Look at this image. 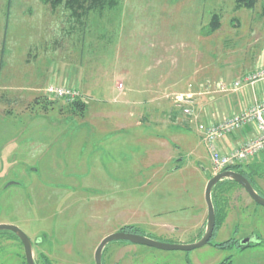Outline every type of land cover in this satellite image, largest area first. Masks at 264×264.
<instances>
[{
  "label": "rangeland",
  "instance_id": "obj_1",
  "mask_svg": "<svg viewBox=\"0 0 264 264\" xmlns=\"http://www.w3.org/2000/svg\"><path fill=\"white\" fill-rule=\"evenodd\" d=\"M90 1L0 0V224L30 238L36 264H94L98 243L124 228L198 240L215 172L196 126L230 93L214 83L264 57V0ZM49 84L78 95H49ZM153 154L171 166L152 173ZM253 161L239 168L264 197V151ZM211 195L222 229L203 246L112 240L102 264H264V207L238 183L219 181ZM0 264H26L8 231Z\"/></svg>",
  "mask_w": 264,
  "mask_h": 264
},
{
  "label": "built area",
  "instance_id": "obj_2",
  "mask_svg": "<svg viewBox=\"0 0 264 264\" xmlns=\"http://www.w3.org/2000/svg\"><path fill=\"white\" fill-rule=\"evenodd\" d=\"M264 79V67H259L253 72L244 74L232 82L218 80L215 88L218 92L227 93L236 91L244 86H252L257 81ZM46 92L59 98L74 99L78 93L67 86L49 84ZM184 112L191 114L188 108ZM252 127V133L246 135L243 142L236 147L223 152L218 147L220 138L244 129ZM198 132L209 153L214 167V174L226 169H232L252 160L264 151V97L249 104L240 112L227 113L224 116L207 117L197 124Z\"/></svg>",
  "mask_w": 264,
  "mask_h": 264
},
{
  "label": "water",
  "instance_id": "obj_3",
  "mask_svg": "<svg viewBox=\"0 0 264 264\" xmlns=\"http://www.w3.org/2000/svg\"><path fill=\"white\" fill-rule=\"evenodd\" d=\"M224 179H231L238 183L256 204L264 207V197L255 190L253 185L243 174L232 169L223 170L213 174L206 182L204 189V198L207 207L206 225L202 236L198 240L189 244L165 243L135 232L116 231L114 233L108 234L98 243L94 251V264H102V250L106 243L112 240L144 244L165 250H191L193 248L203 246L210 240L215 229V209L211 195L212 189L217 182ZM0 231H8L15 234L23 246L26 264H36L33 257L32 242L20 228L12 224H0ZM254 241H256V236L250 235L240 239L239 243H241L243 246H246L249 243H254ZM259 242L260 241L258 240L255 243Z\"/></svg>",
  "mask_w": 264,
  "mask_h": 264
},
{
  "label": "crops",
  "instance_id": "obj_4",
  "mask_svg": "<svg viewBox=\"0 0 264 264\" xmlns=\"http://www.w3.org/2000/svg\"><path fill=\"white\" fill-rule=\"evenodd\" d=\"M263 65H264V57H262V59L258 60L254 67L255 68L258 66L261 67ZM241 73H243V71L237 70L231 76V77H233L231 79L230 74L225 72L226 78L223 80L230 81V80L236 79L238 75L241 76ZM245 73H247V71L244 72L242 75H244ZM206 92H210V91L206 90ZM149 95H151V94H149ZM263 97H264V79L257 81L252 86H244V87L237 89L236 91H230L229 94H222L221 97H218L216 99L217 101H216V105H215V107H218L220 112L217 110L214 116H224L227 113L240 112V111L244 110L247 106H249V104L253 103L256 100L258 101V100L262 99ZM206 100H207V98H206ZM132 103H135L134 105L137 106L136 112L143 113L145 111V106L141 105L140 101H137V102L133 101ZM143 123H145V122L139 121L137 123L135 122L134 124L136 126H141V125H143ZM155 124L159 125L161 123H155ZM97 126L98 125H96V127ZM251 133H252V127L247 126L244 129H241L239 131H236L232 134H229V135H226V136L220 138L218 141V147L221 151L225 152V151L231 149L232 147H236L239 144H241L243 142L245 136L249 135ZM257 158H258V156L253 158V159H257ZM253 159H252V161H253ZM147 161L149 162V165L159 164L157 166H155V165L151 166L152 167L151 168L152 173H156L158 171V169L159 170L161 168L164 169L167 167L168 164H170V166H171V164L173 162V157L166 156V155H160V154H153L150 156V158L147 159ZM175 162L176 163L173 164V166H174V169L172 171L173 173H175L181 169V167L183 165L182 164L183 158H178L175 160ZM253 163H254V161H253ZM241 169L246 170L245 167H241ZM209 178H210L209 176L205 177V182ZM216 229L217 230L222 229V227L220 226L219 228H216Z\"/></svg>",
  "mask_w": 264,
  "mask_h": 264
},
{
  "label": "trees",
  "instance_id": "obj_5",
  "mask_svg": "<svg viewBox=\"0 0 264 264\" xmlns=\"http://www.w3.org/2000/svg\"><path fill=\"white\" fill-rule=\"evenodd\" d=\"M88 1V0H87ZM93 0H91L90 2H92ZM97 1H99V0H97ZM253 2H254V0H250V4L249 5H251L252 6V4H253ZM240 166H238V167H236V168H239ZM233 169H235V168H233ZM241 174H243V175H245L246 174V172L244 171V170H240V169H237ZM245 172V173H244ZM223 181V180H222ZM219 183V182H218ZM214 209H215V207H214ZM215 228H216V209H215ZM120 231H125V232H136L135 230H133L132 228H124L123 230H120ZM260 242H262V241H260ZM225 245H227V241L226 242H223V243H219V244H217L216 246H218V247H224Z\"/></svg>",
  "mask_w": 264,
  "mask_h": 264
},
{
  "label": "flooded vegetation",
  "instance_id": "obj_6",
  "mask_svg": "<svg viewBox=\"0 0 264 264\" xmlns=\"http://www.w3.org/2000/svg\"><path fill=\"white\" fill-rule=\"evenodd\" d=\"M248 180H249V182L253 185V187L255 188V190L257 191V189H256V187H255V185H254V182H253V180L251 179V177L248 175V174H245L244 175ZM224 181H229L230 183H236V182H234L233 180H231V179H224ZM258 192V191H257ZM11 233V232H10ZM15 235V234H14ZM251 235V234H250ZM16 236V235H15ZM17 237V236H16ZM238 243V246H240V248H243V245L241 244V243H239V242H237ZM250 244V243H249ZM248 244V245H249ZM247 245V246H248Z\"/></svg>",
  "mask_w": 264,
  "mask_h": 264
}]
</instances>
